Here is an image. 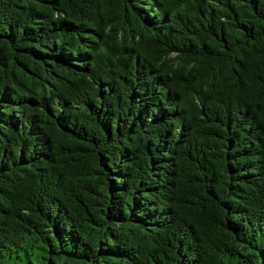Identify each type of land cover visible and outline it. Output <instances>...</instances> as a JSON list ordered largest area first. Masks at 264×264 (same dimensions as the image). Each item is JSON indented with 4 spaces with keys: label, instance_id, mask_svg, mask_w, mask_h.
Instances as JSON below:
<instances>
[{
    "label": "trees",
    "instance_id": "trees-1",
    "mask_svg": "<svg viewBox=\"0 0 264 264\" xmlns=\"http://www.w3.org/2000/svg\"><path fill=\"white\" fill-rule=\"evenodd\" d=\"M0 264H264V0H0Z\"/></svg>",
    "mask_w": 264,
    "mask_h": 264
}]
</instances>
